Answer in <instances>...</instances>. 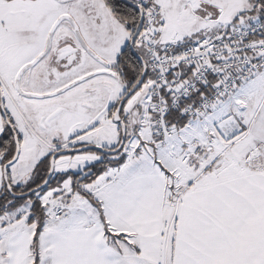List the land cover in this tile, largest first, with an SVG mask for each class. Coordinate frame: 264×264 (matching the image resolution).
Instances as JSON below:
<instances>
[{
	"label": "snow or ice",
	"instance_id": "6c2138e0",
	"mask_svg": "<svg viewBox=\"0 0 264 264\" xmlns=\"http://www.w3.org/2000/svg\"><path fill=\"white\" fill-rule=\"evenodd\" d=\"M0 264H264V0H0Z\"/></svg>",
	"mask_w": 264,
	"mask_h": 264
}]
</instances>
